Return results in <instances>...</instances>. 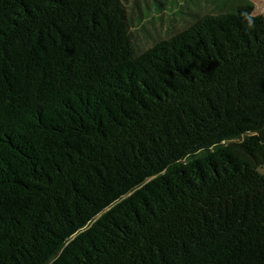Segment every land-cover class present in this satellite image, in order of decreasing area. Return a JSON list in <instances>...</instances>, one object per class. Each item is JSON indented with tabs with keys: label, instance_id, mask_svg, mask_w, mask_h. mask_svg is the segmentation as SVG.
<instances>
[{
	"label": "trees",
	"instance_id": "16d2710c",
	"mask_svg": "<svg viewBox=\"0 0 264 264\" xmlns=\"http://www.w3.org/2000/svg\"><path fill=\"white\" fill-rule=\"evenodd\" d=\"M141 53L121 0H0V264H264V11Z\"/></svg>",
	"mask_w": 264,
	"mask_h": 264
},
{
	"label": "rangeland",
	"instance_id": "374dc122",
	"mask_svg": "<svg viewBox=\"0 0 264 264\" xmlns=\"http://www.w3.org/2000/svg\"><path fill=\"white\" fill-rule=\"evenodd\" d=\"M138 53L171 37L208 13L235 9L240 0H121ZM264 11V0H245ZM264 171V167L261 169Z\"/></svg>",
	"mask_w": 264,
	"mask_h": 264
}]
</instances>
